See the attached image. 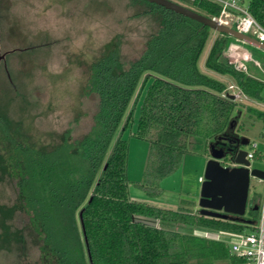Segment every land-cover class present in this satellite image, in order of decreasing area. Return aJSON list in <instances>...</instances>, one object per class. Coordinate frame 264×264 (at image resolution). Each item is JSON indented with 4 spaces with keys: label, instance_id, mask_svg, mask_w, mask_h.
<instances>
[{
    "label": "trees",
    "instance_id": "trees-1",
    "mask_svg": "<svg viewBox=\"0 0 264 264\" xmlns=\"http://www.w3.org/2000/svg\"><path fill=\"white\" fill-rule=\"evenodd\" d=\"M138 1L149 6L145 12L156 16L158 28L130 60L114 47L92 62L86 92L97 94L98 107L83 136L68 129L46 148L0 120L19 208L49 264H240L227 240L197 230L236 235L253 229L260 194L253 193L240 217L207 215L192 200L172 209L130 197V142L124 134L136 111L131 136L147 141L149 150L143 179L135 183L152 196L163 193L161 181L178 170L191 138L204 140L209 153V142L230 133L238 117V101L227 95L226 83L199 68L212 28L158 3ZM178 1L210 17L222 7L215 0ZM242 2L264 25V0ZM237 41L219 32L205 64L231 75L244 95L260 100L264 81L237 70L224 55ZM248 110L264 122L263 110Z\"/></svg>",
    "mask_w": 264,
    "mask_h": 264
},
{
    "label": "rangeland",
    "instance_id": "rangeland-1",
    "mask_svg": "<svg viewBox=\"0 0 264 264\" xmlns=\"http://www.w3.org/2000/svg\"><path fill=\"white\" fill-rule=\"evenodd\" d=\"M148 8L138 0H0V50L6 56L0 61V120L9 123L17 136L46 148L58 143L68 129L74 137L83 136L93 124L98 107L97 94L86 92L92 62L114 47L123 60L136 56L158 28L156 16L145 12ZM218 34L212 29L199 58V68L227 86L237 85L231 75L220 74L205 64ZM238 41L233 43H239L261 63L259 67L245 59L249 74L264 80V49ZM234 90L238 92V88ZM262 95L256 102L243 93L235 98L238 117L231 131L256 140L264 152V122L248 110H264V91ZM137 119L138 111L131 130L124 134L130 142L131 199L161 206L164 201L173 202L166 199L175 192H191L198 201L202 185L199 176L204 178L210 157L205 154L204 140L190 139L191 151L186 153L181 169L164 178L163 194L152 196L135 183L143 179L149 150L147 141L131 136ZM4 134L0 127V264H49L19 208L16 183L6 167L10 143ZM246 149H250L249 144ZM251 163L264 169L259 159ZM253 193L264 196V180L251 178L249 200ZM205 232L204 235L222 238Z\"/></svg>",
    "mask_w": 264,
    "mask_h": 264
},
{
    "label": "water",
    "instance_id": "water-1",
    "mask_svg": "<svg viewBox=\"0 0 264 264\" xmlns=\"http://www.w3.org/2000/svg\"><path fill=\"white\" fill-rule=\"evenodd\" d=\"M148 1L158 3L166 8L198 20L215 31L230 34L242 42L264 49V42L256 37L244 33L233 26L224 23L221 24V22L183 3L175 0ZM4 57H6L5 54H2L0 50V61ZM228 95L231 99L236 98L235 94L230 93ZM233 126L234 123L231 122L230 129ZM226 134L220 135L215 140L209 142L210 157L206 163L205 176L200 189L198 205L200 211L207 215L216 217L235 215V217H240L244 216L248 210L251 178L264 179V169L258 167L250 169L251 161L246 158L248 150L240 144L234 151L230 148L219 146L220 141L227 138ZM248 142V138H242L243 145H247ZM226 158L231 159L236 164L225 165L223 162Z\"/></svg>",
    "mask_w": 264,
    "mask_h": 264
},
{
    "label": "built area",
    "instance_id": "built-area-1",
    "mask_svg": "<svg viewBox=\"0 0 264 264\" xmlns=\"http://www.w3.org/2000/svg\"><path fill=\"white\" fill-rule=\"evenodd\" d=\"M215 1L222 4V7L220 13L211 18L221 22V24L224 23L230 26L237 24L236 28L238 30L254 36L260 41L264 42V25L253 16V14L243 2H240V0ZM224 55L237 70L248 75L251 74H249V68L245 62V59L253 60L254 63H257L256 65L262 67L261 63L257 60H254L251 56V53L247 49L243 48L239 43L231 44L224 51ZM235 88H238V92L234 90ZM230 93H235V96L239 98L242 91L239 88V85L230 84L227 86V95ZM249 145L250 149H248L246 158L250 159L252 162L253 160L257 159L256 152L260 149L256 140L251 141ZM259 160L264 162V152L260 153ZM223 163L225 165L236 164L234 161L228 158H226ZM249 167L250 169L253 168L252 163ZM199 180L203 181L204 178L200 177ZM262 198L263 199H261L260 204V216L253 229L236 235L219 234L220 236L222 235V239L230 240V251L240 260V264H264V196Z\"/></svg>",
    "mask_w": 264,
    "mask_h": 264
},
{
    "label": "crops",
    "instance_id": "crops-1",
    "mask_svg": "<svg viewBox=\"0 0 264 264\" xmlns=\"http://www.w3.org/2000/svg\"><path fill=\"white\" fill-rule=\"evenodd\" d=\"M252 76V75H251ZM256 78V77H255ZM257 79H260V78H257ZM260 80H263V79H260ZM264 81V80H263ZM253 101L254 102H256V99H253ZM263 110V109H262ZM235 111H237V109L235 110ZM264 111V110H263ZM236 114V113H235ZM242 118V117H241ZM240 121H241V119L239 120V125H240ZM239 125H238V128H239ZM237 128V129H238ZM239 135H240V133H239ZM242 136V135H241ZM243 137V136H242ZM205 146V145H204ZM190 151H191V146H190ZM206 155L207 154H209V153H205ZM186 155V154H185ZM185 155L183 156V159H182V163H181V165H180V167L178 168V170H180L181 169V167H182V164H183V161H184V159H185ZM208 159H209V156H208ZM177 170V171H178ZM200 177H202L201 175L199 176V178ZM164 180V179H163ZM162 180V181H163ZM162 181H161V183L160 184H162ZM163 191H164V189H163ZM178 192V191H177ZM163 194V193H162ZM172 195V194H171ZM199 197H200V195H199ZM170 199H172L173 200V202L172 201H167V202H165L164 201V203H162V204H165V205H161V206H159V207H164V208H172V209H177V208H179V207H181V206H183V204H182V200H192V201H194L195 203H196V205L194 206V209H197V208H199V205H198V201L196 200V198L194 197V198H192V193L191 192H187V194L185 193V192H179V194L178 193H174V195H172L171 197H169V198H167L166 200H170ZM168 206V207H167ZM197 232H199V233H201V234H206V232L205 231H199V230H197ZM216 235H217V233H216Z\"/></svg>",
    "mask_w": 264,
    "mask_h": 264
},
{
    "label": "flooded vegetation",
    "instance_id": "flooded-vegetation-1",
    "mask_svg": "<svg viewBox=\"0 0 264 264\" xmlns=\"http://www.w3.org/2000/svg\"><path fill=\"white\" fill-rule=\"evenodd\" d=\"M226 137L227 138L220 141L219 146H223L224 148H230L233 151L237 149L239 144L244 148H246L247 146L242 144L243 137L237 134V132L230 131V133L226 134Z\"/></svg>",
    "mask_w": 264,
    "mask_h": 264
}]
</instances>
